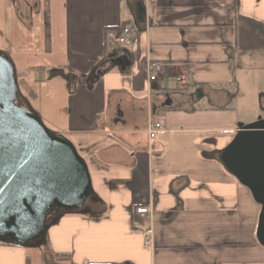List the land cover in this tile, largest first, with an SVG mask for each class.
I'll return each mask as SVG.
<instances>
[{
    "label": "crops",
    "instance_id": "1",
    "mask_svg": "<svg viewBox=\"0 0 264 264\" xmlns=\"http://www.w3.org/2000/svg\"><path fill=\"white\" fill-rule=\"evenodd\" d=\"M44 3L7 0L28 30L45 12L43 60L27 65L63 82L53 120L87 162L99 216L63 215L40 248L0 243V264H264L260 206L214 153L240 122L234 65L264 54V0H143L146 24L128 45L106 33L134 24L132 0ZM112 53L125 69L101 64ZM149 62L161 65L157 81ZM155 121L163 128L150 138Z\"/></svg>",
    "mask_w": 264,
    "mask_h": 264
},
{
    "label": "water",
    "instance_id": "2",
    "mask_svg": "<svg viewBox=\"0 0 264 264\" xmlns=\"http://www.w3.org/2000/svg\"><path fill=\"white\" fill-rule=\"evenodd\" d=\"M129 7L141 30L146 24L143 0H132ZM104 64L123 70L129 61L112 53ZM102 73L93 71V77ZM258 102L264 110V94ZM214 153L260 206L255 236L264 247V117L238 122L230 142ZM98 202L86 160L70 139L44 124L20 90L14 61L0 50V243L40 248L63 215L98 217L93 213Z\"/></svg>",
    "mask_w": 264,
    "mask_h": 264
},
{
    "label": "rangeland",
    "instance_id": "3",
    "mask_svg": "<svg viewBox=\"0 0 264 264\" xmlns=\"http://www.w3.org/2000/svg\"><path fill=\"white\" fill-rule=\"evenodd\" d=\"M41 1L45 9V0ZM43 12L35 16L33 26L28 30L24 22L14 15L13 8L7 5V0H0V50L8 53L14 61L22 94L31 106L40 112L44 124L58 132L56 122H61V107L65 103L58 88L63 82L59 78L48 79L47 69L35 72L27 65L43 60L38 42L44 32ZM240 62L234 65L235 76L232 87L236 92V109L240 122L248 123L259 115L264 117V110L260 109L258 102L259 95L264 94V54L241 59ZM55 117L56 122L53 120ZM30 257L32 261L33 256ZM34 259L35 263L42 264L40 255L35 256Z\"/></svg>",
    "mask_w": 264,
    "mask_h": 264
},
{
    "label": "built area",
    "instance_id": "4",
    "mask_svg": "<svg viewBox=\"0 0 264 264\" xmlns=\"http://www.w3.org/2000/svg\"><path fill=\"white\" fill-rule=\"evenodd\" d=\"M138 33L137 27L132 24H124L118 29H111L107 31L109 38H115L120 45L132 44L135 41V36ZM161 71V65L157 62H149L146 69L148 81H157L159 72ZM175 81H180L179 77L174 78ZM163 126L160 122H152L148 128V135L150 138H154L156 133L162 130ZM137 218L147 219L151 213V209L148 207H136L134 210ZM153 229L151 225H145L142 231V244L143 247L149 249L152 247Z\"/></svg>",
    "mask_w": 264,
    "mask_h": 264
},
{
    "label": "trees",
    "instance_id": "5",
    "mask_svg": "<svg viewBox=\"0 0 264 264\" xmlns=\"http://www.w3.org/2000/svg\"><path fill=\"white\" fill-rule=\"evenodd\" d=\"M101 64H103V61H102V63Z\"/></svg>",
    "mask_w": 264,
    "mask_h": 264
}]
</instances>
